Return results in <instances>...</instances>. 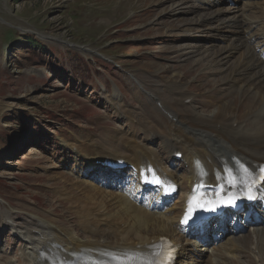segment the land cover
Here are the masks:
<instances>
[{
    "label": "rangeland",
    "instance_id": "374dc122",
    "mask_svg": "<svg viewBox=\"0 0 264 264\" xmlns=\"http://www.w3.org/2000/svg\"><path fill=\"white\" fill-rule=\"evenodd\" d=\"M172 4L171 0H0V213L10 210L21 225L50 217L79 230L75 214L57 196L64 186L58 173L68 175L74 169L75 178L107 179L110 189L116 179L106 170L110 174L106 178L98 174L91 179L95 172L74 161L69 145L95 141L114 150L122 136L143 139L138 119H132L138 115L153 120L158 115L168 124L148 95L163 93L168 107L164 76L172 70L185 81L198 78L189 84L193 100L184 103L186 107L211 102L203 97L205 92H213V99L238 101L239 95L230 94L205 61H199L203 49H216L215 39L205 31L176 35L190 20L185 5ZM247 103L236 111L237 118ZM158 127L167 129L159 123ZM148 142L163 158L169 157L157 140L150 137ZM67 190L74 193L70 186ZM5 228L0 233V264H26L17 236ZM248 240L240 248L229 236L223 244L233 258L242 248L253 249L251 237ZM262 245L264 236L254 246L260 250Z\"/></svg>",
    "mask_w": 264,
    "mask_h": 264
},
{
    "label": "bare ground",
    "instance_id": "6f19581e",
    "mask_svg": "<svg viewBox=\"0 0 264 264\" xmlns=\"http://www.w3.org/2000/svg\"><path fill=\"white\" fill-rule=\"evenodd\" d=\"M171 2L175 6L185 5L188 8L186 17L190 20L187 25L178 28L180 32L176 35L185 37L194 30L199 33L205 31L215 39L216 49H203V52H199L202 53L199 61H205L207 69L214 71L230 94L239 95V104L235 99H213V92H205L203 97L211 102L199 107H186L184 103H191L193 100L189 94V84L196 82L198 78L185 81L180 72L172 70V73L164 76L169 97L168 107L161 99L163 93L160 97L158 93L148 95L151 105L154 103L158 109L156 110L166 118L167 125L158 115L154 120L138 115L132 119H138L145 133L143 139L122 136L117 139L114 150L95 141L72 143L69 147L74 150L77 159L74 161L78 165L84 164L87 171L99 172L103 176L106 173L97 164L110 163L114 159H121L122 162L137 167L150 160L166 169L169 157L163 158L158 149L152 147L148 142L151 137V141L157 140L166 155L171 157L175 152L182 154V161L179 163L181 171L170 170L169 167L166 170L183 187L187 185L186 189L180 186V192L183 193L193 183V159L200 160L208 167L220 158L230 161L233 156L249 165L264 160V61L257 52L263 45L264 0H244L241 7L234 8L226 7L221 0ZM219 39L224 43L217 44ZM212 46L214 44L210 47ZM189 48V54L192 55V46ZM247 98L251 99L241 118H237L236 111L239 113L242 108L240 106ZM230 104H233L234 111L230 109ZM126 114L123 113V116ZM158 123L167 129L161 131ZM76 167L78 166L75 165ZM73 170L68 175L58 173L64 186L58 190L57 196L75 214L79 230L59 225L50 220V217H36V221L21 225L12 217L10 210L0 213V226H10L18 233L19 238H23L19 256L24 263L46 264L42 261L39 250L47 254L59 252L67 255L83 249L121 247L139 241L152 243L162 235H170L176 241L182 235L175 222V217L181 210L177 205L179 200L164 213H152L138 206L135 192L130 188L110 189L100 181L75 178ZM116 174H112L113 178ZM83 176L87 178L86 175ZM67 186L74 193L68 191ZM181 197L182 195L180 199ZM4 228L0 229V233L4 232ZM262 236L251 237V252L260 264H264V260L260 252L255 251L259 248L254 245ZM178 254L183 261H189V264H228L232 259V250L225 247L223 240L214 248L215 259L203 258L201 263H197L198 254L189 248H181Z\"/></svg>",
    "mask_w": 264,
    "mask_h": 264
},
{
    "label": "snow or ice",
    "instance_id": "6c2138e0",
    "mask_svg": "<svg viewBox=\"0 0 264 264\" xmlns=\"http://www.w3.org/2000/svg\"><path fill=\"white\" fill-rule=\"evenodd\" d=\"M245 171H247V170H245ZM261 172H264V169H261ZM157 182H159V181H157ZM233 186H235V185H234V182H233ZM250 198H251V197H250ZM234 200H235V197H232V198H229L227 201H225V203H227V204H232V203H234ZM191 203H192V201L190 200V201H189V205H190V206H191ZM188 219H189V216H188V214L186 213L183 222H187Z\"/></svg>",
    "mask_w": 264,
    "mask_h": 264
},
{
    "label": "trees",
    "instance_id": "16d2710c",
    "mask_svg": "<svg viewBox=\"0 0 264 264\" xmlns=\"http://www.w3.org/2000/svg\"><path fill=\"white\" fill-rule=\"evenodd\" d=\"M16 1V0H13V2Z\"/></svg>",
    "mask_w": 264,
    "mask_h": 264
}]
</instances>
